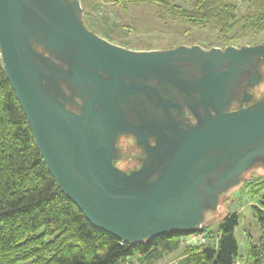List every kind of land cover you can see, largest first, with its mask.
<instances>
[{"label":"water","instance_id":"obj_1","mask_svg":"<svg viewBox=\"0 0 264 264\" xmlns=\"http://www.w3.org/2000/svg\"><path fill=\"white\" fill-rule=\"evenodd\" d=\"M264 43L131 51L80 0H0V70L57 187L97 230L141 245L208 227L264 167ZM142 150L116 166L118 143Z\"/></svg>","mask_w":264,"mask_h":264},{"label":"trees","instance_id":"obj_2","mask_svg":"<svg viewBox=\"0 0 264 264\" xmlns=\"http://www.w3.org/2000/svg\"><path fill=\"white\" fill-rule=\"evenodd\" d=\"M93 1L113 6L146 3L156 9L161 20L180 22L191 30H213L223 48L251 34L264 33V0H244L241 15L238 0ZM84 21L89 30L110 42L118 31L116 19L111 20L100 9L95 15L84 12ZM252 182L244 181V185ZM252 213L261 236L257 245L248 241L243 264H264V195L252 206ZM237 224V215L229 213L215 223V231L205 227L207 243L184 247L177 264H238ZM191 233L174 232L129 246L93 227L48 172L16 96L0 70V264H121L135 257L141 264H156L177 252L179 239Z\"/></svg>","mask_w":264,"mask_h":264},{"label":"rangeland","instance_id":"obj_3","mask_svg":"<svg viewBox=\"0 0 264 264\" xmlns=\"http://www.w3.org/2000/svg\"><path fill=\"white\" fill-rule=\"evenodd\" d=\"M86 15H95L100 9L102 14L116 19L118 31L112 36L111 42L131 51H161L178 46L197 45L204 49L220 48L223 44L218 40L216 33L211 29H188L180 22L161 20L156 9L146 3L112 4L99 3L93 0H80ZM245 11V1L238 0V14ZM113 18H112V17ZM98 35V34H97ZM101 37V36H100ZM264 43L263 34H251L240 42L231 46L258 45ZM264 77V66H259ZM254 100L264 95V79L252 90ZM119 160L116 166L124 171L137 168L142 157L140 149L131 138H121L118 143ZM138 149V150H137ZM139 162V164H138ZM258 179V180H257ZM243 180H253L250 186H245L220 202L218 213L210 220L208 228L215 231V223L226 214H236L238 224L235 227L234 237L237 244L238 264H243L247 254L248 241L257 245L261 230L257 219L253 216L252 206L258 203L264 195V167H255L249 170ZM257 180V181H256ZM262 183V184H261ZM181 246L177 252L166 256L156 264H177L182 256Z\"/></svg>","mask_w":264,"mask_h":264},{"label":"built area","instance_id":"obj_4","mask_svg":"<svg viewBox=\"0 0 264 264\" xmlns=\"http://www.w3.org/2000/svg\"><path fill=\"white\" fill-rule=\"evenodd\" d=\"M208 241V235L205 227L198 228L195 232L183 236L179 239L181 246H204ZM121 264H132L130 259L123 261Z\"/></svg>","mask_w":264,"mask_h":264},{"label":"crops","instance_id":"obj_5","mask_svg":"<svg viewBox=\"0 0 264 264\" xmlns=\"http://www.w3.org/2000/svg\"><path fill=\"white\" fill-rule=\"evenodd\" d=\"M182 258V256L180 257V259ZM179 259V260H180ZM131 261H132V264H141V262L137 259V257H135V258H132V259H130ZM178 260V261H179Z\"/></svg>","mask_w":264,"mask_h":264},{"label":"flooded vegetation","instance_id":"obj_6","mask_svg":"<svg viewBox=\"0 0 264 264\" xmlns=\"http://www.w3.org/2000/svg\"><path fill=\"white\" fill-rule=\"evenodd\" d=\"M260 65L264 66V63H263V62H262V63H261V62H259V66H260ZM140 149H141V148H140Z\"/></svg>","mask_w":264,"mask_h":264}]
</instances>
